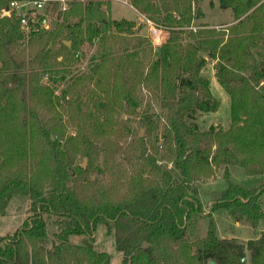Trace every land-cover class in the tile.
<instances>
[{
  "label": "trees",
  "instance_id": "obj_1",
  "mask_svg": "<svg viewBox=\"0 0 264 264\" xmlns=\"http://www.w3.org/2000/svg\"><path fill=\"white\" fill-rule=\"evenodd\" d=\"M11 1L22 0H0V10ZM106 1L73 0L66 11L56 13L49 28L43 23L44 15L28 18L27 31L13 12L0 15V215L12 195L29 200V215L22 226L0 236V264H109L104 251L68 240L70 235L92 237L99 223L113 231L115 248L122 254L120 264H209L210 260L241 264L245 251L251 264H264V231L243 244L234 237H217L210 218L204 237L191 240L188 233L201 208L190 193L191 183L210 178L221 167L226 187L214 197L211 213L225 210L234 221H245L253 228L264 219L260 205L264 178L258 187L247 189L232 183L228 171L237 158L245 174L264 172V0H219L230 8L236 22L195 32L189 29L195 17L194 0H129L168 35L156 48L145 75L139 71L138 51L121 52L116 63L121 88L115 86L112 92L121 94L126 109L138 116V127L150 134L156 120L146 108L138 110L141 100L135 95V88L144 84L165 110V124L159 157L157 145L152 144L147 153L139 135L118 146L122 161L131 167L126 190L118 197L111 184L95 187L87 178L88 168L71 165L58 144L62 133L58 125L41 120L32 107L41 103V109H53L54 97L56 104L64 100L79 114L83 127L87 126L85 136H102L110 130L107 111L96 118V106L87 110L76 91L88 78L69 76L66 70L84 41L97 40L105 49L112 30L133 32L132 21L105 17L101 6ZM201 51L217 59L215 77L229 96L226 130L213 126L199 130L193 122L197 112L218 108L208 80L201 75L205 63ZM44 76L53 85L65 81L60 96L42 83ZM37 136L42 150L27 171L26 154L35 157ZM82 144L90 145L85 137ZM83 156L92 161L88 149ZM157 159L171 162L173 168L158 165ZM45 216L53 218L55 227L49 249Z\"/></svg>",
  "mask_w": 264,
  "mask_h": 264
},
{
  "label": "rangeland",
  "instance_id": "obj_2",
  "mask_svg": "<svg viewBox=\"0 0 264 264\" xmlns=\"http://www.w3.org/2000/svg\"><path fill=\"white\" fill-rule=\"evenodd\" d=\"M71 1L66 4L53 1L52 4L46 3L37 10V13L45 16L44 24L46 28H49L55 21L57 12H64L70 7ZM53 3L57 4L56 10H52ZM28 7L34 8L35 6L31 2ZM101 7L107 19L120 20L125 18L132 21L134 23L133 32L121 33L112 30L105 44V49L101 47L97 40L84 41L78 50L74 52V62L68 65L66 70L69 71V76L85 75L88 78L87 83L80 86L76 91L81 93V101L86 103L87 110L92 107L95 109L96 106L97 109L94 110L96 111V118H100L101 113L107 111V114H109L108 122L111 125L110 130L102 136L92 133L85 136L87 126L83 127L79 114L75 112L73 107H69V104L64 100L56 104L54 97H52V100L55 101L53 109H41L43 108L41 103L32 107L35 112L38 111L41 120L45 118V120H48V124L53 125L56 123L58 125L62 132L58 136V144L61 146V150H65L66 159L71 162V165L73 167L80 165L88 168L87 178L95 187L109 188L111 184L114 187V195L118 197L123 195L126 190V181L131 170V167L122 161L121 148H118V146L130 142L133 138L138 137L141 132L147 153H151L152 144L157 145L159 157L163 153L161 135L165 124V110L161 108L155 93L144 84L140 83L135 88V95L141 100V106L138 110L141 107L146 108L148 113L156 120V128L150 134L145 128L138 127V116L126 109L125 103L121 102V94H113V87L121 88V71H116L118 56L121 55L124 49L138 51V60L141 62L139 71L140 74L145 75L149 63L155 58L156 48L166 40L168 32L160 29L162 40L159 44H153L148 37V26L153 22L139 13L129 0H108ZM193 9L195 17L189 26V29H192L193 32L203 28L220 29L236 22L230 8L225 7L219 0H194ZM22 47H26L25 43ZM204 53L205 63L201 69V75L208 80L210 91L218 101V108L216 111L197 112L193 122L199 130H207L210 126L226 130L230 127L229 96L215 77L214 66L217 59L210 57L207 52ZM41 81L45 86L54 88L53 94L55 96H60L66 85L65 81L53 85L47 80V76L41 78ZM70 96L71 94L66 99H69ZM83 120L86 122L85 119ZM124 125L129 128V132L125 133ZM84 137L89 140L90 145L87 148L82 144ZM51 138L56 139L54 135H51ZM38 139L37 136L33 146L35 157L33 154L32 157L30 153L26 154L25 169L27 171L32 165L35 166L38 154L42 150V142ZM85 149H88L91 153L92 161L90 163L83 156ZM2 160L3 157L0 156V162ZM156 163L161 166L166 165L167 168H173L171 162L157 159ZM223 170L224 168L221 167L210 178L202 177L200 180L191 183L190 193L199 199L201 205L199 215L193 216V222L188 227L191 240L205 236L210 218L215 222L217 237H234L243 244L248 239L258 237L260 232L264 231V219L260 220L258 225L253 228L245 221H234L232 216L225 210H217L211 213L210 207L214 197L226 187ZM228 171L229 180L232 183L239 184L247 189L258 187L264 178V172L261 175L245 174L237 158L233 164L228 166ZM260 205L264 211V192L260 195ZM28 208L29 200L27 196L12 195L3 215H0V236L12 234L20 228L29 215ZM45 217L48 226V240L45 247L49 249L55 241L53 236L55 227L52 224L53 218L50 216ZM68 240L75 244H89L98 251H104L109 256V264H120L121 262L122 254L115 248L113 231L111 230L109 233L103 224L99 223L96 226L92 237L70 235ZM1 245L2 242H0ZM243 264H251L247 251H245Z\"/></svg>",
  "mask_w": 264,
  "mask_h": 264
},
{
  "label": "built area",
  "instance_id": "obj_3",
  "mask_svg": "<svg viewBox=\"0 0 264 264\" xmlns=\"http://www.w3.org/2000/svg\"><path fill=\"white\" fill-rule=\"evenodd\" d=\"M50 1L63 2L64 4L68 3L71 0H22V1H11L7 7V10L3 13L2 16H9L11 12L20 18L21 29L27 31V20L30 17H34L37 14V10L42 8V6ZM34 4V8L28 7L30 3ZM66 8V7H63ZM45 23V20L43 21ZM148 37L153 44H159L162 40L160 36V29L157 28L154 24H149L148 26Z\"/></svg>",
  "mask_w": 264,
  "mask_h": 264
},
{
  "label": "water",
  "instance_id": "obj_4",
  "mask_svg": "<svg viewBox=\"0 0 264 264\" xmlns=\"http://www.w3.org/2000/svg\"><path fill=\"white\" fill-rule=\"evenodd\" d=\"M6 10H7V8H4V9L0 10V15H3V13H4ZM65 43H66V45H69V42H68V41H66ZM200 55L203 57V56L205 55V53L201 51V52H200ZM139 136H141V132L139 133ZM244 261H245V256L242 257V258H240V263H241V264H243ZM213 263H214V262H213L212 260L209 261V264H213Z\"/></svg>",
  "mask_w": 264,
  "mask_h": 264
},
{
  "label": "crops",
  "instance_id": "obj_5",
  "mask_svg": "<svg viewBox=\"0 0 264 264\" xmlns=\"http://www.w3.org/2000/svg\"><path fill=\"white\" fill-rule=\"evenodd\" d=\"M221 238V237H220Z\"/></svg>",
  "mask_w": 264,
  "mask_h": 264
}]
</instances>
